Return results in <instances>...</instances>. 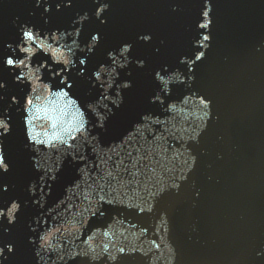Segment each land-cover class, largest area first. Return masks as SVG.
Wrapping results in <instances>:
<instances>
[{
  "label": "water",
  "instance_id": "obj_1",
  "mask_svg": "<svg viewBox=\"0 0 264 264\" xmlns=\"http://www.w3.org/2000/svg\"><path fill=\"white\" fill-rule=\"evenodd\" d=\"M66 2L49 0L51 12L43 14V0L40 8H36V0H0V82L6 84L0 90L4 97L0 100V115L9 107L12 96L20 100V105L10 108L12 133L4 137L5 162L10 171L0 173V188L8 185L7 192L0 191V208L6 209L12 199L21 204L11 234L3 233V228L9 227L6 218L0 225V247L3 242L16 245L15 254L3 264H37V245L28 244V237L38 241L44 229L55 232L53 243H59L63 252L61 259L60 251H50L49 264H113L108 254L90 259L89 244L103 251L108 243L109 252L114 251L113 246L127 249L133 242L145 249L152 247L151 240L160 242L154 225L161 213L167 217L168 240L176 253L174 264H264V256H256L264 250V47L257 51L264 44V0H212L210 47L191 73L196 78L192 88L211 102L210 117L198 143L190 141L186 145L196 158L190 170L186 169L187 163L178 164L175 159V151L184 141L165 131L171 124L140 129L133 125L147 112L161 119L168 117L179 125V116L172 119V113H161L158 104L148 103L156 87L151 73L167 64L189 75L187 66L178 61L182 55L191 57L194 51L191 41L198 38L195 24L201 19L204 0H108L105 25L94 17L97 5L93 0H72L71 8L63 7ZM57 3L62 5L59 12ZM174 4L180 9L175 13L171 10ZM85 11L90 19L83 25L80 43L86 44L93 32H100L101 40L88 58L86 76L69 75L73 94L82 105L101 94L87 77L100 63L110 64L106 60L108 50L132 43L129 56L133 61L144 59L146 67L139 69L132 63L128 69L118 70L117 83L126 79L133 83L132 88L122 90L124 103L119 109L109 104L114 114L104 129L95 126L99 120L89 113L88 137L78 134L71 141L74 148L53 150L48 177L55 174L56 179H45L41 192L39 177L43 170H35L31 159L35 154L23 147V113H16L28 89L13 83L12 70L4 67L3 57L11 55L4 45L17 41L21 23L45 30H68L76 14ZM144 34H151L152 40H139ZM82 55L78 53V57ZM42 59L46 57L38 54L34 65ZM60 67L55 66L53 72ZM128 71L131 76L126 75ZM44 78L48 79L47 69ZM58 81L59 77L53 81L54 87L59 86ZM172 91L173 98H179L190 90L185 85H173ZM109 94L115 95V85ZM177 176L185 179L177 180ZM169 177L179 184L178 189L167 188L158 196L150 195L162 185L166 187L164 180ZM32 182L36 183L35 196L27 190ZM43 194L44 207L33 205L32 201ZM149 202L153 203L152 213L128 207ZM29 223L37 232L29 230ZM151 255H122L116 264H148Z\"/></svg>",
  "mask_w": 264,
  "mask_h": 264
},
{
  "label": "clouds",
  "instance_id": "obj_2",
  "mask_svg": "<svg viewBox=\"0 0 264 264\" xmlns=\"http://www.w3.org/2000/svg\"><path fill=\"white\" fill-rule=\"evenodd\" d=\"M93 3L97 5L94 12L95 19L99 20L101 25L107 24V17H104V13L109 11L110 3L108 0H93ZM41 4L42 0H36V8H40ZM63 7L71 8L72 0H67L63 4ZM51 8L52 5L49 3V0H43V14L50 13ZM55 8L59 12L62 10V5L57 3ZM212 8V0H204L203 8L200 12L201 19L195 24V32L198 34V38L194 37L191 41L194 51L191 57L187 55L179 57L178 64L182 66L186 65L189 75L185 76L180 67L170 68L167 64L156 68L151 73L156 87L154 88V94L148 97V103L153 105L158 104L161 113H172V119L175 116H179V125L177 126L175 123H172V120L168 117L161 119L160 115H154L152 112L142 113L140 115V122L133 125L136 129H140L141 127H149L155 124H171V127H165V131L173 137L184 141L181 149L175 151V159L178 161V164L187 163V170L191 169L196 158L191 155L186 145L190 141L198 143V138L210 117L211 102L192 88L196 78L191 73L194 72L196 63L205 57V53L210 47L211 36L208 33L212 24L210 16ZM171 10L175 13L180 9L174 4ZM89 19V12L85 11L82 15L77 13L75 19L72 21L73 27L68 30H45L33 24L21 23L17 28V41L15 43H5L4 45L7 52L11 53V55L3 57L4 67L12 70L10 74L13 76V83L22 86L26 85L28 89L24 96V102L22 106L16 108V113H21V110L23 113L22 123L25 140L23 147L27 152L35 154L31 157L35 170L37 172L43 170V175L39 177L41 192H43L45 179H56L55 174L50 178L48 177V173L52 172L49 160L53 150L64 151L65 148H62V146H65L67 149L74 148L75 145L71 141L76 139L78 134L83 135L85 138L88 137L89 113L91 115L95 114L99 120V123H95V126L104 129L105 122L114 114L113 108L109 107V104L119 109L124 103L122 90L132 88L133 83L131 79L117 83L120 79V71L118 70L123 71L128 69L132 63H135V66L139 69L146 67L144 59L133 61L129 56L133 48L132 43H123L118 49L108 50L106 60L110 61V64L100 63L92 69L91 75L87 77L93 88L99 87L101 94L95 101L82 105L78 96L73 94V81L69 79V75L74 74L76 77H85L88 68V58L94 54L95 49L100 44V32H93L86 44L80 43L79 38L83 25ZM18 20L19 18L17 17L13 21V25ZM44 23L45 25L49 23L46 16ZM201 29L205 31L201 33ZM138 39L144 43H148L152 40V35L144 34L139 36ZM262 47H264V44L257 47V51H260ZM196 49L200 50L196 51ZM156 51L158 52L159 49H156ZM78 53H83V55L78 57ZM38 54L46 57V59H42L34 65L33 59ZM55 66L62 67L57 68L53 72ZM45 69L48 72L47 80L44 78ZM126 75L131 76V71H128ZM57 77H59V86L54 87L53 81ZM114 85L115 95L113 96L109 93ZM173 85H185L186 90L190 91H186L179 98H173ZM5 87L6 84L0 82V90L5 89ZM3 99L4 97L0 96V100ZM13 105H20V100L16 96L11 97L9 107L5 108L3 114L0 115V173H8L10 171V165L5 162L4 137L12 133L10 108ZM101 109L104 111L101 112ZM177 133H179L178 136ZM95 138L93 137V139ZM181 157L184 159H180ZM176 179L183 180L185 177L177 176ZM164 185L166 187L162 185L157 192L150 195L158 196L167 188L178 189L179 187V184L172 182L170 177L164 180ZM27 190L30 195L35 196L36 183H30ZM0 191L7 192L8 185L4 184L0 188ZM44 199L45 194L40 195L39 200H33L32 203L33 205L39 204L43 208ZM25 205H27V201H25ZM128 207H138L141 213L145 211L148 213L153 212L152 202L144 206L129 204ZM20 209L21 204L17 199H12L6 209L0 208V225L3 224L6 218L7 225L9 226L3 228L5 235L11 234V226L16 224L17 213L20 212ZM36 222L41 224L40 219H37ZM154 226L155 234L159 236L160 242L157 243L156 240H151L152 247L145 249L143 245L138 246L133 242L127 249L125 246H119L118 248L113 246L114 251L109 252L108 243L103 245V251L91 248L89 244L90 251L92 252L90 259L96 260L98 257L108 254L109 260L113 264H116L122 255L139 253L143 257H149L151 253L152 255L148 260V264H157L158 261H164L165 264H174L176 253L168 240L166 214L161 213L159 220L156 221ZM28 228L33 233L37 232V228L31 223H29ZM161 228L163 229V235H160ZM55 231H59V229ZM147 231V228L143 229V232L146 233ZM54 235L55 232L53 230L44 229L39 233L38 241L34 236L28 237V244L37 245L34 248L37 264H49V252L61 250L62 246L59 243H53ZM104 235L107 237L108 233L105 232ZM135 235L133 233V236ZM161 245H163V248ZM15 247V242H3V246L0 247V258H2L0 259V264L8 260L9 256L15 254ZM5 249L8 255H5ZM87 254L85 253V255ZM256 256L258 258L264 256V250L258 251ZM60 258L63 259L62 251H60ZM53 264H55V261H53Z\"/></svg>",
  "mask_w": 264,
  "mask_h": 264
}]
</instances>
